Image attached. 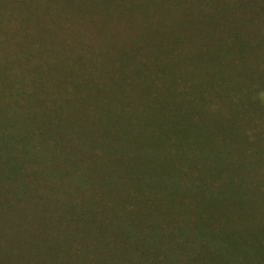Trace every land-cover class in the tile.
Listing matches in <instances>:
<instances>
[{"label": "rangeland", "instance_id": "rangeland-1", "mask_svg": "<svg viewBox=\"0 0 264 264\" xmlns=\"http://www.w3.org/2000/svg\"><path fill=\"white\" fill-rule=\"evenodd\" d=\"M0 128V264H264V0H0Z\"/></svg>", "mask_w": 264, "mask_h": 264}, {"label": "trees", "instance_id": "trees-1", "mask_svg": "<svg viewBox=\"0 0 264 264\" xmlns=\"http://www.w3.org/2000/svg\"><path fill=\"white\" fill-rule=\"evenodd\" d=\"M199 134H200V132L196 131L195 134L191 133L190 136L196 137ZM0 147H1V151H0V173L2 175H8V176H10V175L11 176L22 175L24 172H23V167H21V165H23V164L21 163V161L17 157V154H15L11 150L10 138L6 134V132L3 128H0ZM235 242L238 245L237 240ZM237 250L241 254H245V252L247 251V247L238 246ZM257 254L262 255L261 252H257ZM261 257H263V256H261ZM261 257H259V258H261Z\"/></svg>", "mask_w": 264, "mask_h": 264}]
</instances>
